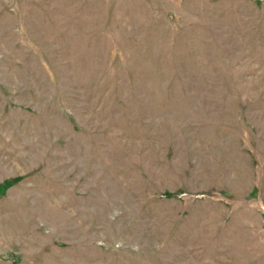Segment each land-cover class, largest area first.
I'll return each instance as SVG.
<instances>
[{
    "label": "rangeland",
    "instance_id": "1",
    "mask_svg": "<svg viewBox=\"0 0 264 264\" xmlns=\"http://www.w3.org/2000/svg\"><path fill=\"white\" fill-rule=\"evenodd\" d=\"M0 264H264V0H0Z\"/></svg>",
    "mask_w": 264,
    "mask_h": 264
}]
</instances>
